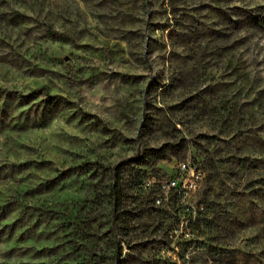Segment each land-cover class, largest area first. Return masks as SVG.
I'll list each match as a JSON object with an SVG mask.
<instances>
[{"label": "rangeland", "instance_id": "obj_1", "mask_svg": "<svg viewBox=\"0 0 264 264\" xmlns=\"http://www.w3.org/2000/svg\"><path fill=\"white\" fill-rule=\"evenodd\" d=\"M0 264H264V0H0Z\"/></svg>", "mask_w": 264, "mask_h": 264}, {"label": "trees", "instance_id": "obj_2", "mask_svg": "<svg viewBox=\"0 0 264 264\" xmlns=\"http://www.w3.org/2000/svg\"><path fill=\"white\" fill-rule=\"evenodd\" d=\"M155 152V158L157 160H166L167 157L163 154V151H153ZM112 185L110 187V198H111V222L115 226L117 224V216L119 215V212L121 210V193L119 190V176L120 172L118 171V168H113L112 169ZM201 214V213H200Z\"/></svg>", "mask_w": 264, "mask_h": 264}, {"label": "built area", "instance_id": "obj_3", "mask_svg": "<svg viewBox=\"0 0 264 264\" xmlns=\"http://www.w3.org/2000/svg\"><path fill=\"white\" fill-rule=\"evenodd\" d=\"M179 167H180L181 169H185L186 166H185V164H180ZM161 187H162L164 190H166V189L170 190V189L173 188L174 191H176V189H174V188H179L178 185H176V182L173 181V180H172V181L169 180L167 184L162 185Z\"/></svg>", "mask_w": 264, "mask_h": 264}]
</instances>
